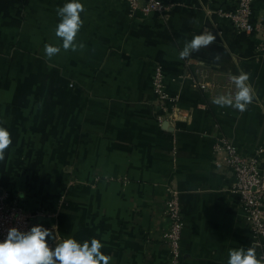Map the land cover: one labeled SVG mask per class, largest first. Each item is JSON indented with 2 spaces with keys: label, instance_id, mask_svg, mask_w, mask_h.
Here are the masks:
<instances>
[{
  "label": "crops",
  "instance_id": "1",
  "mask_svg": "<svg viewBox=\"0 0 264 264\" xmlns=\"http://www.w3.org/2000/svg\"><path fill=\"white\" fill-rule=\"evenodd\" d=\"M164 15L142 16L119 0H80L76 49L49 58L66 0H0V125L12 143L0 160V193L56 239L96 238L110 264H170L166 188L179 193L184 223L178 264H227L229 250L254 246L233 177L216 150H263L264 47L218 15L237 0H159ZM252 22L264 14L254 0ZM214 41L181 59L193 35ZM219 56L220 59H216ZM182 111L158 123L152 78ZM247 73L253 99L241 112L213 103L235 94ZM196 82H206L201 90Z\"/></svg>",
  "mask_w": 264,
  "mask_h": 264
},
{
  "label": "built area",
  "instance_id": "2",
  "mask_svg": "<svg viewBox=\"0 0 264 264\" xmlns=\"http://www.w3.org/2000/svg\"><path fill=\"white\" fill-rule=\"evenodd\" d=\"M119 1L125 2L131 12H139L142 16L154 13L164 15L170 9V5L159 0ZM253 3L254 0H237L233 11H218V15L238 33L258 34L261 37V46L264 47V14L254 24L252 22ZM196 87L206 90L209 88V84L196 82ZM152 93L159 112L158 123L164 122L171 126L176 124L182 111L174 105V100L165 91L161 66H156L154 69ZM216 150L224 154V164L231 171L233 177L231 191L239 199L253 245L264 247V164H261V160H259L263 150H258L253 156H247L241 154L232 143L225 141H222ZM166 193L167 200L163 214L167 221V229L162 234V241L168 249L170 264H178L184 227L179 193L172 186L166 188ZM31 218V215L20 208L16 202H9L7 197L0 193V239L4 237L10 227L28 230L32 226Z\"/></svg>",
  "mask_w": 264,
  "mask_h": 264
},
{
  "label": "clouds",
  "instance_id": "3",
  "mask_svg": "<svg viewBox=\"0 0 264 264\" xmlns=\"http://www.w3.org/2000/svg\"><path fill=\"white\" fill-rule=\"evenodd\" d=\"M84 11L80 0H66L57 8L58 23L54 34L60 45H45V55L49 58L57 55L61 48L65 51L76 49V36L82 27L81 13ZM215 39L212 32L193 35L179 51L181 59L188 58L190 52L198 51L210 45ZM216 59H220L219 56ZM235 85V94H220L213 103L221 107H233L243 112L252 102L253 93L247 83L249 76L241 72L231 77ZM12 143L8 129L0 125V160L5 158V150ZM104 247L96 238L78 241L68 237L56 239L53 232L43 225L36 224L28 230L10 227L0 239V264H110L111 257L101 250ZM227 264H262L255 248L238 247L229 250Z\"/></svg>",
  "mask_w": 264,
  "mask_h": 264
},
{
  "label": "water",
  "instance_id": "4",
  "mask_svg": "<svg viewBox=\"0 0 264 264\" xmlns=\"http://www.w3.org/2000/svg\"><path fill=\"white\" fill-rule=\"evenodd\" d=\"M163 127H164V128L166 127V123H163Z\"/></svg>",
  "mask_w": 264,
  "mask_h": 264
}]
</instances>
